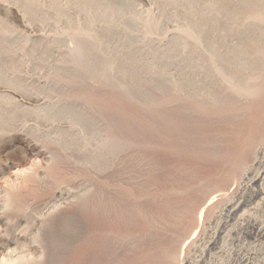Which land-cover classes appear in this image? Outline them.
Segmentation results:
<instances>
[{"label":"rangeland","instance_id":"1","mask_svg":"<svg viewBox=\"0 0 264 264\" xmlns=\"http://www.w3.org/2000/svg\"><path fill=\"white\" fill-rule=\"evenodd\" d=\"M41 1L42 4L39 8H37V6H35L34 8L28 7L26 5L22 6L23 10L27 13L28 18L30 19L31 24H35V22H38V18L42 16L41 19L49 23L44 25L43 29L50 35H54L60 31L63 32L66 37L72 39L73 37H77V35L79 36L81 32H88L92 35H85L84 38L86 39H88L89 37H94L95 39V36H97L98 38L109 39V46L103 50V55L105 58L107 57L106 60L108 61H117V71L118 74H121V76L116 77L115 82H111V76L109 75L107 63L101 62L99 60V55L94 52L88 55L89 58L87 59L89 60L87 65L91 66V73L86 74L88 78H85V65L81 64L78 59H75L76 56L74 52H69L67 50H64L63 48L61 49V53L56 54L50 51V49H48V45H46L45 43L39 44V47L37 46L39 57H41L39 58V60L44 59L46 63H40L39 65L34 64L33 70H35V72L38 73L39 71L40 74H60L59 76L62 79L67 80L65 76H71L74 79L73 83L65 86L64 88L53 90L51 92L50 90H47L46 93L44 92L47 97L53 96L55 92L59 93V96L61 97L66 96L68 92H73L78 97H82V95L85 93L86 95H92L91 97H94L91 99L94 100L96 106H99L102 103L103 105H107H105L106 108L109 107V112L114 109L113 111L123 110L127 113L126 114L123 112L121 122L119 121L116 123H112L114 118L112 117V115L111 117L109 115L108 117L101 118L100 122H98L97 125L94 126L93 124H90L89 121L84 122V120L79 119L77 128H79V130L81 131L80 134H84L88 138V140H90L89 142L94 143L97 142L96 137L103 136L107 131L110 130L111 126H113L115 133L121 138H123V136H129L131 139L138 141V138H142L144 134H149L148 131H151L152 129L156 130V125H164L163 121L171 118V115L173 116V119L176 118L175 121H173V124H176V126L173 125V127H177L178 121L182 119L178 117L181 112H178L177 114L179 115L176 116L174 113H172L176 110V108H168L166 106V103L169 102L170 99H167L168 101H165L166 98L174 96V94L164 83V81L159 82L158 80V75L160 74L158 73L159 71H168V73L174 74L173 77H175V80L180 84L183 90L186 89L185 93L187 95L186 98L189 105L187 104L184 113L182 112V114H184L183 118L185 117V119H187L186 122L185 120L183 121L187 124L182 129L186 134V136L183 135V137L186 138L182 137L183 139H181V143L179 142L180 145L178 143L176 144L179 145V147L177 146V148L175 149L176 151H170V149H168L170 152H172V154H170L169 152L167 153V150L165 149H167V147L169 148V146L173 143L171 139L174 138V129L171 130L172 124L170 122L169 124H167L170 126L169 130L165 132V135L166 133L168 134L166 135V137L164 135L163 138L166 140H163L166 143H162L166 148L163 147V149V145L161 144L159 147L151 150L155 152H149V149L139 148L138 146H134L129 149L130 153L132 154L137 152L142 153L147 157H152L153 159H155L154 161L158 163V172L153 173L152 171H150L152 177L154 176V184L158 191L161 192L163 187L167 186L169 187L171 192L175 189H178V191H180V194L178 196L175 194H167V197L157 200V202H160L156 204H150L146 211L149 216H151L150 214L158 211L157 207L159 203V207L162 209V213L158 219L160 220V222L157 223L159 227H157L155 224H153L152 226L157 230V232L148 237H145L142 233H140V237H134L132 240V244L134 243L135 245L132 248L127 249L129 251L123 250L124 252L122 251L120 253V255H122L119 256L117 260H106L107 255L105 251L107 250L105 246L102 247V245L98 243L96 238L99 237L98 235H100L99 232L102 228L100 227L99 230V226L101 224H105L97 221L99 220V218V221H102L101 214L99 213L100 216L98 214V211L100 212L99 207L95 206L96 209L92 208L95 203V201L92 202V200L96 198L95 194H97L95 190L91 194H89L86 200L85 198H83L79 202L75 203L72 207H70V209H68V212H66L67 214L65 213L66 215L62 214V218L60 215V218L57 217L58 219L56 218L54 221H44L40 224L39 222L36 223L33 216H30L32 220L28 222L29 225H26L27 228L25 227V225H22L19 227V229L17 226V229L22 235H28L34 238L37 243H39L38 245L43 249V260L42 262L40 261L41 264H172V261H170L171 259H168V257L179 252V249L181 250L183 237L190 235L191 233H193L192 230L196 229L194 222H192V219L196 217V212L200 213L201 209L204 208V203H206V200L204 198L207 197V193L209 192L208 190H210L211 188L222 189L224 186L225 188H227L228 186L230 187V184L233 183L232 179H230V182L228 184L227 180L229 181V176L231 174L229 175L226 172L225 175V171L223 172L222 170L225 169L227 165L228 167H231L233 165L231 168H234L235 161L242 163V161L246 159L247 151H245V153H242L243 148H245L246 146V141H244V138L245 140L246 138L248 140V136H251V138L255 139L256 142L259 138L258 136L264 134V0H225L226 2H228L225 9H220L219 7L212 6L211 9L207 11V13L202 17L198 16L202 1L190 0L191 10L195 13V16L198 19L196 30L201 31V33H203L204 35L205 41H203V45H199L200 49L196 48L195 50L194 46H188L183 44L181 41H177L176 45L173 44L170 47L167 46L166 50H156V52L153 51L154 49L149 48L141 49V51L135 49L133 40H131L128 35H125L124 32L130 31L129 28H133L131 24L129 25L127 23L128 21L125 22L123 20L114 18V21L108 24L107 19L104 18V16H100L98 14V8L93 7L92 10L93 12H95L94 15L90 17L92 19V23H90V18H88L89 16L87 15V12L89 11L84 9L85 0H68L66 6L64 7V18H61L62 20L60 19L58 22L57 19H55L57 14L54 12L57 7L58 1ZM101 1V9L104 7V4H106L113 9L115 8L119 10V12L126 11V0H124V3L123 0ZM130 1L133 3L136 2L137 4L148 8V6L146 7L142 0ZM167 6V10L166 8L157 9V16L162 22L161 28L158 32L159 34L171 29L170 23L173 22L169 21L168 15H170V13H174V17H176L177 19H181L178 12H172V7L169 4H167ZM97 7L100 8V5ZM0 22L2 24L4 34V38L1 39L3 47L9 48L11 46H20V44L24 41V39L19 37L20 35L26 37L35 33L26 29L20 19L16 16L15 12L11 10L0 8ZM240 22L241 24L243 23L245 25V31L240 32L239 34L233 33L230 40V53L228 62L229 66L226 69L228 71V74L227 76H225L226 78H224V80H221L223 79V77H220V80L222 81L221 84L226 88V90L222 87H219V89H213V98L211 99L214 103L209 101L205 102L206 104L212 103L210 105L214 106V108H211L213 109L212 113L214 111V114L217 113V107L219 108V113L218 115L216 114L217 116L214 114H211V116L210 112L207 116V118L209 117L210 119H207L206 116L205 118L202 116L200 117V110L204 108L206 109L207 107L204 106H208V104L206 105L203 102H199V104L197 103L198 106L203 103L202 106L204 105V108H202L201 106L198 107L195 104L196 101L194 97L196 96V85L198 80L197 75L195 74H213L214 72L213 59L212 57H210L212 55L210 49L212 29L219 28L220 31H223L226 25H230L232 28H236L237 26H240ZM56 24L57 26H59V28H57ZM189 24H191V22H189ZM108 27L111 30H107ZM79 28H83L82 30L84 32L82 30H79ZM125 28H127L128 30H125ZM7 34L8 38H6ZM9 34L14 35L10 36ZM71 44L75 45V41H73ZM169 55L171 56V58L168 57ZM57 57L65 59L66 62H68V67L55 69L50 68L48 65ZM3 63H5V65H9V62H2L3 67H5ZM135 71L138 72V74H136L138 76H136L135 80L137 85L135 92L136 94H132L135 98L131 97L129 98L131 101L127 100L126 102V100H123L122 96H120V89L115 90V92L112 93L110 92L111 90L108 87L111 85V83H116L117 85H119L118 83H120L119 87H122L121 83H123L129 77L135 75ZM35 72L34 74H36ZM217 73L220 74V71ZM214 75L216 76V74ZM157 85H160L158 86L159 88H157ZM206 85L208 86L207 83ZM144 87L147 91H145ZM153 87H156V89L159 90H156ZM3 88L5 89V87H0L1 90ZM107 92L113 94L111 95L112 98L110 95H108L109 93L107 94ZM13 96H15L17 101L20 102L23 99L18 95L13 94ZM105 98L109 99L107 100ZM138 99H144L148 101L149 104H145V108V106L143 105L144 103L138 101ZM161 102H164V104L166 105L161 104ZM31 103L35 104L34 101H31ZM136 104H138L140 107H142L140 105L142 104V108H145V110L140 108V113L138 114L140 116L137 115L138 110H134L135 107L139 108V106H137ZM160 105H163V107H161ZM228 106H237L236 108H238V111L236 108H234L235 110L233 111V113H229L228 115V113L224 110ZM78 107L83 108L82 105H78ZM141 109L144 112L141 111ZM161 109L164 114L162 113V111H160ZM256 109H258L259 111ZM154 110L157 111L160 115L157 112L156 114ZM130 111H132L133 114L135 113L136 118L139 117L140 119H142L140 120L137 118L138 124H143L142 126L144 127V129L141 125H139V127L137 125L134 130H130L128 121L132 120L133 118L135 119ZM5 114L6 115L4 116V121L1 124L0 146L7 141H10V137L21 132V128L24 126L35 125L36 127L34 126V128H37L41 132L43 130H47L49 128L48 125H51L50 123H52L51 118L48 120V122L43 121L41 119H36L30 114H25L20 110L15 111V113L9 112ZM206 114L207 112L205 113V115ZM127 115L129 116L128 118H130L131 115L132 119H126ZM213 115L215 117H213ZM198 116L199 119L203 118L204 120H206H202L205 123H200V125L199 121L201 120L197 118ZM257 116H262L261 120L260 117L258 118ZM212 117L214 119H212ZM125 119L126 121H124ZM63 120L64 118H57L53 121V123L61 124ZM139 120L142 122H140ZM148 122L152 125H150ZM166 123H168V121H166ZM256 123H258L259 125ZM202 125L203 127H205V129L198 128ZM251 125L252 127H250ZM147 126H150L149 130ZM140 129H143V131ZM216 129L218 132L216 131ZM144 130L148 131L146 132ZM34 131L35 130H33L31 134H28L29 137H27V135L21 137V139L23 138V141L21 140L22 143L24 145L26 143L25 146L30 149L29 151L28 149H26V147H19L17 150H14V152H12L11 149L4 150L0 148V165L2 164V167L5 166V164L9 166L14 163L19 164L20 169H28L40 166L46 172H52V174L49 175L55 179L58 178L57 180H62L64 179V177H68L67 175H70L73 171L79 170L82 174H90L89 177L91 178H94L95 176L96 178H94V181L101 180L107 183L115 181L117 176L116 169H112L107 173H101V171H99L98 169L95 170L94 166H90L84 161L81 154L82 152L78 149L77 144H70L67 141V136L65 137L64 134H43V136H41L40 138H35L33 140L32 136L35 134ZM169 131H171L172 133L170 132L169 134ZM252 131L254 134L252 133ZM199 132L200 134L198 135ZM211 132L213 133L214 138L215 132L217 135L219 134L218 136H216L217 140L212 139L213 135ZM245 132L248 133L246 134L247 137L245 136ZM250 133L252 134L250 135ZM201 135H204V137H202ZM195 136H199L200 138H196ZM146 137L150 138V136L147 135H145L143 138L146 139ZM153 140L154 139H152L151 141ZM156 140L154 141L158 142ZM167 141H170L168 142L170 144L169 146H167ZM211 141L213 143L217 142L218 146L214 155L211 154L210 149L207 148V145H210L208 144V142L211 143ZM195 143H197L198 146H196ZM192 144L194 145L193 149H190V146ZM252 144L255 143L252 142ZM238 149V152L240 153L237 152ZM51 158H53V160H51ZM260 166H257L256 169H261ZM219 174H224L221 175L222 177H224H220ZM225 176L227 177V179H224L226 178ZM233 179L235 178L233 177ZM0 181L2 180L0 179ZM222 181L224 182L222 183L223 185H221ZM42 189L43 188H41L40 190L39 188L38 190L42 191ZM253 189H258V186H254ZM44 191L45 190L43 189V194L40 195V198L39 195L37 196L39 191H35L34 193L36 195L35 199H40V202L38 201V199V202L35 201V199L34 201L32 200L35 196L34 194L33 197L32 195H28L31 199L27 197V195L24 198V194H17L18 196H20V199L23 196V201L20 200L17 195H15L16 197L11 195V197L13 196V198L11 199H14L13 201L16 203L19 201L20 203L24 202L23 204H25V202H27L26 204H28L30 203L29 201H31V203L37 202L36 205H38L43 201V195L45 193ZM251 194H253L254 196ZM249 196L247 197V200H249L245 201L243 211H249L253 208L259 207L257 209V212L255 211V215L257 213L256 216H258L260 220H264V204H260L264 201V195L260 196L257 193H250ZM90 203L93 206L89 205ZM256 204H258L259 206H256ZM36 205L34 204V206ZM13 206H17L18 208L19 205L14 204ZM39 206L43 207L42 205H38L36 208H38ZM260 206H262L263 208H261ZM86 207L87 209H85ZM17 208L15 209L18 211H15L16 218L20 216L21 212L19 211L21 207H19V209ZM15 212L11 211V214L9 216L11 217L12 213L15 215ZM18 213L19 216L17 217ZM14 215L13 217H11L13 218L12 220L15 219ZM231 218L236 217L233 216L229 217L228 219L224 218L223 220L224 222H228L225 224L227 226L225 230H227L228 232V227L232 229L231 224L235 222L234 219ZM1 219L5 220L0 215L1 226L5 224V227L4 229L2 228L3 226L0 227V230H3V234H5L6 232L8 233L9 230L6 229V227H9L8 223H6L7 221L5 222ZM94 224H97L96 227L98 228H95ZM136 227L130 228L131 230H129L128 232L134 234L138 230V228ZM95 229L96 231H93ZM97 230L99 231L97 232ZM241 230L245 234L241 233ZM241 230L239 234H232V236H234L230 237V242L228 241L230 244L229 246L231 248L234 247V249L236 250L238 249V251H240L239 248L241 246L247 249L249 248V250L252 249L251 251L258 252L259 257L264 260V236L256 233L257 231L250 225H245ZM227 231H225L224 234H228ZM235 236H238V238H235ZM95 240L97 241V244H95ZM2 242L4 241L0 240V243ZM30 242L32 243V241ZM30 242H24L21 251H23L24 255H27L34 259L36 258V260L38 261L41 258L40 253L36 249V245L34 246V244H31ZM89 244L92 245L89 246ZM220 244L215 245L214 247L216 248L213 247L212 249H210L211 251H208L207 255L211 256L213 254V256H215V254L218 255L217 253L220 254ZM239 244L240 246H238ZM1 252L2 251L0 250V262L4 258V254H1ZM232 255L228 259L229 261H227L228 264H243V261L240 260V254L239 256L237 254ZM220 257L221 256H219V258Z\"/></svg>","mask_w":264,"mask_h":264},{"label":"bare ground","instance_id":"2","mask_svg":"<svg viewBox=\"0 0 264 264\" xmlns=\"http://www.w3.org/2000/svg\"><path fill=\"white\" fill-rule=\"evenodd\" d=\"M55 1H58V3L56 2L57 7L54 10V12L57 14L55 19H57L58 22L61 18H64L63 16L65 11L64 7L66 6L68 0H55ZM142 1L146 5V7L148 6V8H145L140 4H137L136 2L133 3L130 0H126L125 2L126 11L119 12V10L115 8L114 10L112 7H109L106 4H104V7L101 9V2H102L101 0H85L84 9L89 11L87 12V15L89 16L88 18H90L94 15L95 12V11L93 12L92 8L93 7L98 8L97 9L98 14L100 16L101 15L104 16V18L107 19L108 24L112 23L114 21V18L123 20L125 22L128 21L127 23L129 25L131 24L133 28H129L130 31H124V32L125 35H128V37H130V39L133 40V44H135L134 46L135 49L137 50L141 51V49L149 48V49H154L153 51L155 52L156 50L164 51V49L166 50L167 46L170 47L173 44L176 45L177 41H181L183 44L188 46H194L195 50L196 48L200 49L199 45H203V41H205L204 35L203 33H201V31L196 30L198 19L195 16V13L191 10L190 0H142ZM201 1H202V5L199 8V15H198L201 17L205 15L207 11L211 9L212 6L219 7L220 9H225L228 3L225 0H201ZM41 4H42L41 0H0V8L14 11L16 16L25 26V28L30 30L31 32H35L33 35H28L26 37L20 35L19 37L24 39V41L20 44V46L19 45L15 47L11 46L9 48L3 47L1 43V39L4 38V34H3L2 24L0 22V87H5V89L8 88L6 90L4 88H3L4 90L0 89V134H1V124L4 121V116L6 115L5 113H9V112L15 113V111L17 110L23 111L25 114H30L36 119H41L47 122L51 118L52 123H50L51 125H48L49 128L47 130H43L41 132L37 128H34L35 125L24 126L21 128L22 130L21 132L10 137L11 138L10 141L7 142L5 141L6 143L2 144L0 148L4 150L11 149V151L14 152V150H17L19 147L20 148L26 147V149H28L29 151L30 149L27 148V146H25L26 143L25 145L22 143L23 141L22 140L23 138L21 139L22 136L24 137L27 135V137H29L28 134H31L33 130H35L34 131L35 134L32 136L33 140L35 138H40L41 136H43V134L60 133L59 135L64 134L65 137L67 136V141L70 144H75V145L77 144L78 149L82 152L81 154L83 156L84 161L88 165L94 166V169L95 170L98 169L99 171H101V173L103 172L107 173L112 169H116L117 176L115 181L107 183L101 180H100L101 182L94 181V178H96L95 176L94 178H91L89 177L90 174L85 173L86 174L85 175L84 173L82 174L79 170L77 171L75 170L70 175H67L68 177H64V179L62 180H57L58 178L55 179L49 175L52 174V172L49 171L48 173V171L46 172L40 166H36L28 169H20L19 164L14 163L9 166L5 164V166L3 167L1 166L2 165L1 164L0 166L2 168L0 167V179L2 181H0V215L5 219V220L1 219L2 221L5 222L7 221L6 223H8L9 227L8 228L6 227V229H8L9 231L7 230L8 233L7 232L5 233L4 230L5 234H3L2 233L3 230H0V238H1L0 240L4 241L0 243V250L2 251L1 254H4V258H5V259L3 258V260L1 259L2 261L0 262V264H41L40 261L42 262L43 260L42 257L43 249L38 245L39 243H37V241H35L34 238L28 235H22L18 230L19 227L22 225H25L26 227L28 222L32 220L30 216H33V218H35L34 220L36 221V223L39 222L40 224L44 221H49V220L54 221L57 217L60 218V215L62 218L63 217L62 214L64 215L66 212H68V209H70V207H72L75 203L79 202L81 199L85 198L86 200L89 194H91L94 190L97 193L95 194L96 198L94 197L95 195L93 196L96 200L95 199L92 200V202L95 201L94 206L91 205V203L89 205L93 206L92 207L93 209L95 208V206L99 207L100 212L98 211V214L99 213L101 214L102 221H99L100 220L99 217H98L99 220L97 221L105 224L102 225L100 223L102 226L101 225L99 226V230L100 227L102 228L99 232L100 234L98 235L99 237L96 238L98 243H100L102 247L105 246L107 250L105 251L107 255L106 260L107 261L117 260L119 256L122 255V254L120 255V253L123 250L126 251L127 249L132 248L135 245L134 243L132 244V240L134 237H140L139 236L140 233H142L145 237H148L157 232V230L152 226L153 224H155L157 227H159L157 223L160 222V220L158 219L162 213V209L159 207L160 206L159 203L157 207L158 211L154 212L153 214H150L151 216H149V214H147L146 211L150 206V204L152 203L156 204L160 202V201L157 202V200L167 197L166 196L167 194H175L177 196L180 194V191H178V189H175L171 192V190L167 186L163 187L161 192L158 191L154 184L155 182L153 180L154 176L152 177V174L150 172V171H152L153 173L158 172L159 170L158 163L155 162L154 161L155 159H153L152 157H147L142 153L137 152L132 154L130 153L129 149L131 147L138 146L139 148L149 149L150 150V151L148 150L149 152H155L151 150L159 147L163 142L166 143L165 142L166 140L163 138L165 132L169 130L170 127L167 124L171 122L172 125L171 124L170 125L172 129L171 128L170 129L171 130L174 129L173 132L174 138L171 139L173 143L170 145L168 143L170 141H167L168 143L167 146L169 145L170 146L169 148L167 147V149L165 150H167V153L169 152L170 154H172V152L170 151H176L175 149L177 148V146L179 147L180 145L179 142L181 143V139L186 138L183 137V135L186 136V134L182 130L183 127H185V125L187 124L185 123L187 119H185V117L183 118L184 114H182V112L184 113L186 105L188 104L186 98L187 95L185 93L186 89L183 90L180 84L175 80V77H173L174 74L168 73V71L158 72L160 73L158 75L159 82L164 81V83L168 86V88H170V90L174 94V96H170L169 98L165 99V101L167 99H170V101L166 103L167 105L164 104V102L163 103L161 102V104L166 105L168 108L175 107L176 110L172 113H174L176 116L179 115L177 114L178 112H181V114L178 117L182 118L183 120L181 119L179 120L180 122L178 121L177 127H175L176 124H173V121H175L176 118L173 119L172 118L173 116L171 115V118H168L163 121L164 125L162 124H161L162 126L159 124H158L159 126L153 125L157 127L156 130L152 129L151 131H148L150 126L149 127L147 126L148 128L147 131L152 136L149 134H144V136L147 135L150 136V138L146 137L145 139L143 138L144 137L143 136L142 138H138V141L131 139L129 136L127 137L123 136V138H121L119 135L115 133L114 127L111 126L110 130L107 131L103 136L96 137L97 142L94 143L89 142L90 140H88V138L84 134L83 135L80 134L81 131L79 130V128H77L79 119L84 120V122L89 121L90 124H93L94 126L97 125L98 122H100L101 118L108 117L109 115L111 117L112 115V117L114 118L112 123L114 122L116 123L119 121L121 122V118L123 116L124 111L123 110L113 111L114 110L113 109L111 112H109L108 110L109 107L106 108L107 106L106 104H105L106 106L103 105L102 103L101 105L103 106L101 105L96 106L94 100L91 99L94 97H91L92 95L91 96L86 95L85 93L82 95V97H78L73 92H68L66 96L61 97L59 96V93H56L54 91L55 92L53 95L54 97L53 96L47 97L46 94H44V92L46 93L47 90H50L51 92L53 90L64 88L65 86H68L69 84L73 83L74 79L71 76H65L67 80L62 79L59 76L60 74H43V73L40 74L39 71L38 73L35 72V70H33L34 64L39 65L40 63L42 64L46 63L44 59L39 60V58L41 57H39V51L37 49V46L39 47V44L45 43L46 45H48V49H50V51L56 54L61 53V49L63 48L64 50H67L69 52H74L76 56L75 59H78L81 64L85 65V72H84L85 75L91 73V66L87 65L89 60L87 59L89 58L88 55L90 53L96 52L100 57V59L99 58L97 59H99L101 62L107 63L109 75L111 76V82H115L116 77L121 76V74H118L117 71V67H116L117 61L116 60L108 61L106 60L107 57L105 58L103 55L104 54L103 50L109 46L110 43L109 39L98 38L97 36H95V39L94 37H89L88 39H86L84 38L85 35L87 36L92 34L88 32H84L82 30L83 28L82 29L79 28V30H82L84 33L81 32L79 36L77 35V37H73L74 39L66 37V35L60 31L54 35H50L46 33L43 29L44 25L49 23L47 21H43V19H41L42 16L38 18L39 19L38 22H35V24L34 23L31 24V21L28 18L27 13L23 10L22 6L26 5L28 7H33V8L37 6V8H39ZM167 4H169L172 7V12L175 11L180 14L181 19H177L176 17H174L175 16L174 13H170V15H168L169 21L173 22L170 23L171 29L159 34L158 32L161 28L162 22L157 16L158 15L157 9H161V8L164 9L168 7ZM99 5L100 8L97 7ZM189 22H191V24H189ZM90 23H92L91 18H90ZM57 28H59V26H57ZM107 30H111V29L108 27ZM125 30L128 29L125 28ZM243 31H245V25L243 23L241 24V22H240V26H237L236 28H232L230 25H226L223 31H220L219 28L212 29L211 44H210L212 55L210 57H212L213 59L214 72L213 74H195L197 75V79H198L196 85L197 86L196 96L194 97L196 101L195 103L196 105L197 103L199 104V102L200 103L201 102L205 103L207 101L213 102L211 99L213 98L212 97L213 89H219V87H222L226 90V88L221 84L222 83L221 80H224V78H226L225 76H227L228 74V71L226 69L229 66L228 62H229V53H230V40L232 38L233 33L239 34L240 32ZM9 35L12 36L14 34H9ZM6 38H8V34L6 35ZM73 41H75V45L71 44ZM168 57L171 58L170 55ZM2 62H9V65L7 64L5 65V63H3L5 66L3 67ZM67 63L68 62H66L65 59L57 57L48 66L52 69L66 68L68 67ZM217 67H220L221 69ZM219 71L220 74L217 73ZM34 72L36 74H34ZM136 74H138V72L135 71V75L129 77L127 80L121 83L122 87H119L120 83H118L119 85H117L116 83H111V85L108 87L111 90L110 92L112 93L115 92V90L120 89L121 90L120 96H122V99L123 100L125 99L126 102L127 100H130L129 98L134 97V95L132 94H136L135 92L137 85L135 80H136V76H138ZM214 74H216V76ZM220 77H223V79L220 80ZM85 78H88L87 75ZM206 83L208 84V86L206 85ZM158 86L160 85H157V88H159ZM153 88L156 89V87ZM145 91H147L146 88ZM108 93L109 92H107V94ZM13 94L22 97L23 98L22 101L21 102L17 101L16 97L13 96ZM108 95L111 96L113 94L109 93ZM105 99L108 100L109 98H105ZM31 101H34L35 104H32ZM138 101L144 103L143 104L144 106L145 104L146 105L149 104L148 101L144 99H138ZM202 104L199 106H201L202 108L204 107L207 108L200 110V114H199L200 117L202 116L205 118L206 116L207 118L210 112H211L210 115L214 114L215 111L212 113L213 109H211L212 107L214 108V106L210 105L212 103L210 104L207 103L208 106L203 105L204 107L202 106ZM78 105L79 106L82 105L83 108H79ZM136 105L139 106L138 104ZM140 105L143 107L142 104ZM160 106L163 107V105ZM142 107L139 106V108L138 107L137 108L135 107L136 109L134 108V110L139 111V112L137 111V115L140 113V108ZM236 107L228 106L224 110L229 115V113H233V111L235 110L234 108ZM145 108L142 109L145 110ZM142 109L141 111H143ZM218 109L219 108L217 107V111H216L217 113H215L214 115L216 114L218 115L219 113ZM236 109L238 111V108ZM155 110L154 112L156 113L157 111ZM160 111H162V109ZM130 112L132 113V111ZM206 112L207 114L205 115ZM162 113L164 114L163 111ZM214 115L213 117H215ZM135 116L136 115L134 113L133 117ZM199 116L197 117L198 119ZM128 117L129 116L127 115L126 119H130L132 116L130 115V118ZM213 117L212 119H214ZM57 118L58 119L64 118V120L61 124L53 123V121L56 120ZM137 118L140 119L139 117ZM137 118L136 117L135 119L133 118L134 120L131 118L132 120L128 121V126L130 130H134L137 125L138 127L139 125H141L138 124ZM126 119L124 121H126ZM207 119L210 118L208 117ZM184 120L185 122H183ZM199 120L206 121L203 118ZM166 121H168V123H166ZM201 121H199V124L205 123ZM149 124L152 125L151 123ZM173 125L175 126L173 127ZM203 125L199 126L198 128L205 129ZM250 127H252V125ZM143 129L140 130L143 131ZM170 132L171 131H169V134ZM252 133H250V135ZM167 134L168 133H166V135ZM199 134L200 132L198 133V135ZM246 134L248 133L245 132V136ZM218 135L215 132V138L214 135L213 138L212 137L211 138L216 139V136ZM202 137H204V135ZM258 137L259 138L256 142L255 139L251 138V136L250 137L248 136L249 138L248 140L247 138L246 140L244 138L246 144L245 143L243 144L246 145L245 146L246 150L245 148H243L242 153H245V151H247L246 159L242 161V163L238 161L237 163L235 161L234 168H231L233 165L231 167H228L227 165L225 167V169L226 168L227 169L222 170L223 172L225 171L224 173L225 175L226 172L229 175L231 174L230 176L228 175L230 177V178L228 177L229 181L227 180L229 184L230 179H232L233 183L231 182L232 183L230 184L231 186L227 187L226 185L227 188H225L224 186L223 187L224 189L211 188L210 190H208L209 191L208 193L206 190L207 197L204 198L206 200V203H204V208L201 209L200 213L196 212L197 213V214L195 213L196 217L192 219V222H194L196 229H193L194 231L192 230L193 233H191L190 235L183 237L181 250L179 249V252L172 254L168 257V259H171L170 261H172V264H217V263L228 264L227 261H229L228 259L231 257L232 254H237L238 256L240 254V258H241L240 260L243 261V264H263L264 260H262L261 257H259L258 252L251 251L252 249L249 250V248L247 249L243 246H241L239 248L240 251H238V249L236 250L234 249V247L231 248L229 246L230 237L234 236V235L232 236V234L233 233L239 234L240 230L245 225L252 226V228L257 231L256 233L260 234L261 236H264V220H260L259 217L256 216L257 213L255 215V211L257 212V209L259 207L253 208L255 207L253 206L252 210L243 211V207L245 206L244 205L245 201L247 200V197L250 195V193H255V194L257 193L260 196L264 195V134ZM151 138L154 140L157 139L156 141L158 142H155L154 140L151 141L152 140ZM252 142H254L255 144H252ZM177 143L179 145H176ZM208 144L210 145H207L208 146L207 148H209L211 154L214 155L218 147L217 142L213 143L211 141V143L208 142ZM195 145L198 146L197 143H195ZM193 146L194 145L192 144L190 146V149H193ZM163 147L165 146L163 145L162 148ZM168 149H170V151ZM239 149L237 150V152L239 151ZM51 160H53V158H51ZM257 166L258 167L260 166L261 169L257 170L256 169ZM221 175L220 177H222ZM233 177L235 179H233ZM224 179H227V177ZM222 183L224 182L222 181L221 185H223ZM254 186H258V189H253ZM36 188L37 190L39 188L40 190L41 188L45 190L44 191L45 193L43 195L44 196L43 201L41 200L43 203L41 202L40 204H38V205H42L43 207L39 206L38 207L39 209L36 208L38 206L36 204L40 199L37 198L38 199L37 201V199H35L36 195L34 193L35 191L41 192V193L38 192L37 194V196L39 195L40 198V195L43 194L42 193L43 189L42 191L40 190L37 191ZM17 194L20 195L24 194V198L26 195L27 197H29L28 195H32L33 197L34 194L35 196L33 197L32 200L34 201L35 199V201L37 202L31 203V201H29L30 203L28 204H26L27 202H25L26 205L23 204L24 202L23 203L21 202L22 204L19 201L16 203L13 201L14 199L11 198H13V196L16 197L15 195ZM11 195L13 196L11 197ZM18 198L20 199V196H18ZM20 200L23 201V196ZM263 202L260 204L263 205L264 204ZM14 204L19 205L18 208L17 206H13ZM34 204L36 206H34ZM256 206L259 205L256 204ZM19 207H21L22 210L21 208L19 209ZM260 207L263 208L262 206ZM16 208L19 209V211H21L20 216L19 213L17 214V217L19 216L18 218L15 217L16 216L15 211H17L15 210ZM85 209H87V207ZM11 211L15 212V215L13 213L11 215V217H13L14 215L15 218L14 220H12L13 218L9 216L11 214ZM233 216H235L236 218H231V219H234L235 222L231 224L232 229L228 227L229 229L228 232L227 230H225L227 228L225 224L228 222H224L223 220L224 218L228 219L229 217H233ZM4 225L5 224H3L2 227L0 222V227H2L3 229L5 227ZM96 226L97 224L95 225V228H98ZM135 227L138 228V230L134 234L128 232L129 230H131L130 228H135ZM99 230H97V232ZM93 231H96V229ZM225 231H227L228 234L226 233L224 234ZM241 233L245 234L244 232H242V230ZM235 238H238V236H235ZM26 241L29 242L32 241V243L31 242L30 243L34 244V246L36 245V249L39 251L41 256V258L38 261L36 260V258L34 259L27 255H24L23 251H21L22 245ZM97 241L95 242V244H97ZM92 244H89V246ZM219 244H220L219 247L221 249V253L219 254L215 251L218 255H216L214 252L215 256H213V254L211 256L210 255L208 256L207 252L208 251L210 252L211 251L210 249H212L215 245H219ZM238 246H240V244ZM219 256L221 257L219 258Z\"/></svg>","mask_w":264,"mask_h":264}]
</instances>
